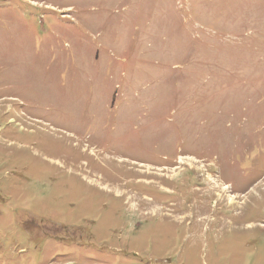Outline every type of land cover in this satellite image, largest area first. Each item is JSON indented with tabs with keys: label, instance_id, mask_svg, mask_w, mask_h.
<instances>
[{
	"label": "rangeland",
	"instance_id": "374dc122",
	"mask_svg": "<svg viewBox=\"0 0 264 264\" xmlns=\"http://www.w3.org/2000/svg\"><path fill=\"white\" fill-rule=\"evenodd\" d=\"M0 264H264V0H0Z\"/></svg>",
	"mask_w": 264,
	"mask_h": 264
}]
</instances>
